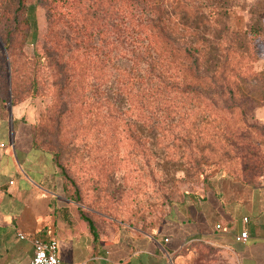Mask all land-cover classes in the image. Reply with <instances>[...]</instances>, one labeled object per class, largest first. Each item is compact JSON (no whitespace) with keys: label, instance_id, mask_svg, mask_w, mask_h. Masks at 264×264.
Returning a JSON list of instances; mask_svg holds the SVG:
<instances>
[{"label":"trees","instance_id":"1","mask_svg":"<svg viewBox=\"0 0 264 264\" xmlns=\"http://www.w3.org/2000/svg\"><path fill=\"white\" fill-rule=\"evenodd\" d=\"M14 1L20 15L28 0ZM39 1L53 18L45 53H37L32 26L21 42L5 35L10 105L25 78L17 45L31 47L32 93H40L38 73L47 66L52 110L62 105L55 124L70 120V168L67 148L55 140L60 126L51 127L54 138L43 145L34 126L35 145L53 155L75 189L72 201L85 203L93 185L113 200L128 199L146 176L156 193L167 192L181 174L195 181L214 165L233 164L229 157L244 147L242 117L257 107L248 108L250 96L237 98V85L255 87L262 74L253 70L250 41L234 42L219 24L227 0ZM63 22L66 31H53ZM81 215L93 229L94 221Z\"/></svg>","mask_w":264,"mask_h":264},{"label":"crops","instance_id":"2","mask_svg":"<svg viewBox=\"0 0 264 264\" xmlns=\"http://www.w3.org/2000/svg\"><path fill=\"white\" fill-rule=\"evenodd\" d=\"M34 126L23 109L0 112V264H31L33 246L18 233L59 242L63 264H191L205 242L234 264H264V184L213 176L157 232L115 221L92 229L53 155L35 145Z\"/></svg>","mask_w":264,"mask_h":264},{"label":"rangeland","instance_id":"3","mask_svg":"<svg viewBox=\"0 0 264 264\" xmlns=\"http://www.w3.org/2000/svg\"><path fill=\"white\" fill-rule=\"evenodd\" d=\"M227 1L225 8L228 14L220 15L219 24L229 28L226 34H229L234 42L243 38L250 41L257 56V62L252 66L253 70L262 74L261 82L255 87L253 85H237V98L240 97V94L250 96L254 101H249L248 108L257 106L254 110L244 113L242 117L245 121H242L240 126L244 125L245 129L239 137L241 146H244L241 153H234L229 157L232 159V165H214L208 168L198 180H188L184 175H179L175 191L171 189V191L156 193L153 182L146 176L144 183L140 184L137 180L138 191L135 195L117 201V198L113 200L110 195L101 193L93 185L91 187L92 195L87 196V200L85 198V203L76 204L80 205L84 213L94 222L115 221L137 230L153 233L162 229L170 220L176 219L189 197L203 194L208 190L211 185L210 180L214 177L231 176L252 186L264 184V0ZM16 8L14 0H4V5L0 7V109H23L25 116L35 123L36 138L42 145L44 142L47 144L49 138H54L53 134L50 135L51 127L56 132L60 126L62 135L58 136L56 132L55 140L67 148L69 156L67 166L70 168V120L62 118L55 124L61 114L62 105L52 110L53 98L47 93L49 87V84L46 83L48 80L47 66L43 68L41 65L38 73L40 93H32V79L29 74L34 51L31 47L17 45L15 56L20 60L19 65L24 70L25 78L18 88L21 93L15 101L16 105L14 107L10 105L12 75L9 66V53L5 50V35L11 32L13 37L21 42L26 27L32 26V32L36 34L37 44L40 47L37 53L41 55L45 53L43 44L50 37L49 32L53 20L50 11L39 0H28L25 11L20 15L15 11ZM14 16H20L18 24L13 23ZM52 27L53 31H58V29L60 32L66 31L64 22L60 23L58 27H54V25ZM245 35L246 37H244ZM240 87H242L241 91H239ZM51 116L52 118L49 120ZM231 117L232 115H230ZM237 120L235 119V121ZM55 145L57 146L56 142ZM68 174L70 176V170H68ZM70 194H75V189L72 187H70ZM203 245L195 246L191 264H234L214 245L206 242Z\"/></svg>","mask_w":264,"mask_h":264},{"label":"built area","instance_id":"4","mask_svg":"<svg viewBox=\"0 0 264 264\" xmlns=\"http://www.w3.org/2000/svg\"><path fill=\"white\" fill-rule=\"evenodd\" d=\"M247 221V219H245ZM221 226L218 225L217 229ZM21 240L31 242L33 246V256L31 264H63L59 255V242L56 240H44L38 236H29L24 233H18ZM241 240L247 242L249 235L247 231L241 233ZM168 241V240H166ZM262 244L264 245V237H262Z\"/></svg>","mask_w":264,"mask_h":264}]
</instances>
